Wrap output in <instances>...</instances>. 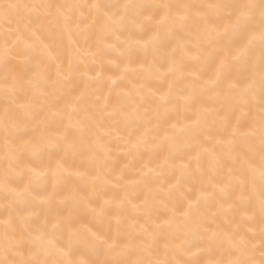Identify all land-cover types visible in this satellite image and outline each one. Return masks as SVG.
Segmentation results:
<instances>
[{"label":"bare ground","instance_id":"1","mask_svg":"<svg viewBox=\"0 0 264 264\" xmlns=\"http://www.w3.org/2000/svg\"><path fill=\"white\" fill-rule=\"evenodd\" d=\"M126 0H0V5L19 3L25 5H87L97 3L105 6L111 13L122 11L118 7ZM142 5L192 4L202 5L210 0H131ZM53 13L55 9L52 10ZM164 10L155 7L145 9V16H153L149 22L142 19L141 29L132 22H126L123 27L117 26L115 31L105 37V43L97 38V27L93 25L95 10L87 7L74 10L71 39L67 32L61 33L52 22V16H46L43 10L28 9L12 10L5 18L0 10V41L6 36L12 40L20 37V43L14 49L11 66L25 80L33 84L18 90L15 97L0 93V121L3 119L5 107L16 115L17 105L33 104L36 117L29 118L22 127L16 143L34 142L43 133L56 137L64 133L69 126V115L73 124L79 120L83 127L81 131L70 129L69 139L79 140L84 135L88 141L83 150L65 152L63 149H45L39 156L30 152L19 154L15 171L9 176V186L21 191L28 183L27 169H55L59 162L62 166L58 175L59 181L49 171L42 188L35 189L41 196L51 195L56 186L55 197L47 204L40 199L26 197L13 202L12 193L0 190V221L9 216L15 221L14 230L9 232L8 240L15 251L8 253V259L26 264L34 259L48 260L53 257L39 252L33 243L32 234L40 229H51L57 216H71L76 228H88L119 245L131 243L132 252L129 259H135L137 248L142 242L152 243L143 228L149 231L157 224H163L171 215L173 208H186L190 201L200 193L213 192V184L224 185L229 181L230 170L238 168L232 159L220 152L215 140L226 136L221 120L228 116L232 126L237 125L247 131L258 116L257 102L239 103L229 95V82L244 79L246 72L242 68L233 67L228 72L225 81L214 91H203L201 85L213 75L216 63L209 59V50L201 51L197 46L194 28L175 29L170 34L167 30L160 32V43L156 50L145 49L141 45L159 27L156 23ZM83 13V14H81ZM77 22L79 27H76ZM33 32L36 33L33 36ZM24 41L35 44V50L26 51ZM139 41V43H137ZM11 43V40H10ZM48 47L56 60L41 59L40 50ZM187 49V51H185ZM214 55H216L214 53ZM199 57V58H197ZM174 58L182 71L165 75L170 59ZM27 61V63H25ZM73 69L69 71V63ZM39 65V67H37ZM62 72L61 84L54 85L57 71ZM40 73L43 74L41 78ZM2 79V73H0ZM112 81L116 83L113 84ZM171 90L170 103L160 108L161 117L157 119V97ZM129 93L130 96L124 95ZM192 93L189 104L178 101L177 96ZM155 94V95H153ZM83 96V102L72 108L76 97ZM141 96L150 103H143L133 112L134 105L130 100L140 102ZM107 103L108 111L117 110V115L105 114L101 119L100 108ZM123 109L127 115L120 113ZM147 110V111H146ZM203 114L197 125V115ZM23 119V115H20ZM97 122L99 127H97ZM177 129H185L177 132ZM150 131L149 144L139 150L133 149L125 141L131 135H142ZM230 131V129H229ZM175 133L178 137L175 144H163L152 140V136L163 138L165 133ZM216 147L219 163L209 166V157L203 148ZM258 137L247 144L241 143L233 154L238 160H253L259 163ZM6 148L3 136L0 135V179L8 162L4 159ZM200 169L197 171V157ZM171 163L163 169L165 159ZM183 165H189L185 170ZM149 168L159 172H149ZM23 170L24 174H19ZM68 170L72 174L69 175ZM148 173V183L143 182L141 173ZM236 194L239 188H236ZM78 194L76 201L60 204L68 193ZM222 199L217 191V198L207 202L202 201L199 218L206 225L204 229L195 232L190 229L165 230L157 243L152 246V258L198 260L199 264H209V261L229 259L228 236L239 238L243 236L248 248L256 260H260L261 246L264 244V232L261 231V218L257 211L255 218L247 220L241 208H229L235 200V195L226 198L224 207H220ZM123 205L117 207L120 201ZM145 200L148 201L147 207ZM111 202L103 217L94 214L90 208H96ZM251 214V209H248ZM18 217H23L21 224ZM213 232L219 238L209 247V237ZM57 241L67 247L68 232L64 230L57 234ZM165 242L169 244L165 255ZM3 226L0 225V259L4 254ZM84 258L92 264H104L112 260V255L105 250H90L81 245H74ZM191 248L187 253L184 249Z\"/></svg>","mask_w":264,"mask_h":264},{"label":"snow or ice","instance_id":"2","mask_svg":"<svg viewBox=\"0 0 264 264\" xmlns=\"http://www.w3.org/2000/svg\"><path fill=\"white\" fill-rule=\"evenodd\" d=\"M87 7L89 10H95L93 17V25L97 27V38L101 43H105V37L115 31L117 26L123 27L126 22H132L143 29L144 25L142 19H147L151 22L153 16H145V9L157 8L163 9L164 12L159 20L156 21L159 26L156 31L144 40L141 45L146 50L151 48L158 49L160 43V32L167 30L171 34L173 30L179 28H194L197 46L201 51L209 50V59L216 63L215 70L200 86L203 91H214L222 82L233 67L242 68L246 75L244 79L229 82V95L239 103L247 104L249 102L258 103V116L253 124L244 131L237 125L232 126L228 116H224L221 120L223 131L227 133L226 136H221L215 140V145L220 147V152L232 159L233 165L239 164V167H233L230 170L229 181L224 185L213 184V192H201L195 200L190 201L186 208H173L171 215L167 217L163 224H157L155 229L149 231L148 228H143L144 233L149 236L152 243L142 242L137 248V255L135 259H129L132 252L131 243L126 245H119L117 241H110L103 235L93 232L88 228H76L71 216L59 217L52 223L51 229H40L37 233L32 234L34 245L39 252L47 256L53 257L51 264H92L91 261L84 258V254L79 252L74 245H81L90 250H105L112 255V260L105 261L104 264H199L198 260H180V259H160L159 257L152 258V246L157 243L159 237L163 235L164 231L177 229H190L195 232L200 229H206V225L199 218L201 202H207L210 199L217 198V191L222 199L219 200L220 207H224L226 198L235 195V200L228 205L229 208H241L244 211V217L247 220L255 218L257 211L261 218V231L264 232V0H210V2L202 5L192 4H159V5H142L126 0L125 3L118 7L122 11L111 13L105 9L104 5L92 3L87 5L72 4V5H54V4H33L25 5L19 3H7L0 5L5 18H8L12 10L19 11L20 9H28L30 11L43 10L46 16H52V22L56 25L61 33L67 32L69 39H71L72 23L74 10L83 9ZM53 9L55 12L53 13ZM83 14V13H81ZM76 27H79L77 22ZM36 33L33 32V36ZM11 40V43H10ZM20 37L14 40L10 36H6L0 41V93L6 97H15L18 90H23L26 86L33 84L32 80H25L20 76L16 68L11 66V60L14 58L13 52L17 44H19ZM139 43V41H137ZM26 51L35 50V44L31 41H24ZM187 51V49H185ZM214 53L216 55H214ZM41 59L55 61L56 55L46 46L40 50ZM199 58V57H197ZM27 63V61H25ZM39 67V65H37ZM73 65L69 63V71L71 72ZM182 71L181 66L174 58L170 59L165 75L175 76L176 73ZM41 78L43 74L40 73ZM63 74L57 71V80L54 85L61 84ZM115 84V81H112ZM130 96L129 93H124ZM155 95V94H153ZM171 90L168 93L157 97L158 103L156 105V117L160 119L162 106H167L170 103ZM178 101H183L189 104L192 100V93L188 95L177 96ZM83 102V96L76 97L73 105V112L77 110L76 106ZM146 97L141 96L140 102L130 100V104L134 105L132 111L135 112L143 103H150ZM18 113L13 115L8 107H5L3 119L0 121V135L3 136V142L6 148L4 159L8 162V167L4 170V175L0 179V190L12 193L13 202L21 201L26 197L32 199H40L41 203H49L56 195V186H53V193L51 195L41 196L39 191L35 189L42 188L48 172L50 171L53 177L58 181L62 179L58 175V171L62 166L58 162L55 169L37 170L32 167L27 169L28 183L21 191H17L9 186V176L15 171L16 164L19 160V154L23 152H30L33 156L41 155L45 149H63L65 152L83 150L88 141L81 135L77 141L75 138L69 139V130L75 129L81 131L83 124L77 120L74 124L69 115V126L64 133L56 137L46 136L43 133L37 141L25 142L17 144V139H20L19 133L29 118H35L37 113L33 109L31 101L17 105ZM101 119L107 114L108 116L117 115V110L108 111V105L105 103L100 108ZM147 111V110H146ZM120 113L127 115L123 109ZM23 115V119L20 115ZM202 119H207L202 113L197 115V125H200ZM97 127L99 123L97 122ZM177 129L175 124L172 125ZM230 129V131H229ZM185 129H177V132H184ZM149 130H146L142 135H136L135 139L130 135L126 143L130 144L133 149L139 150L141 147H147L149 144L148 136ZM258 137L259 142V163L253 160H238L233 154L237 150V146L241 143L247 144L250 140ZM159 143L155 147H162L163 144H175L177 142V135L175 133H165L163 138L152 136L153 141ZM204 152L208 154L209 166L214 168L219 163V154L214 146L212 149L203 148ZM171 163L169 158L165 159L164 164L160 165L163 169L167 164ZM189 165H183L182 169H187ZM69 175L72 173L68 170ZM197 171H201L199 156L197 157ZM149 172H155L154 169L149 168ZM24 174L23 170L19 173ZM159 175V172H155ZM143 182L148 183V173H141ZM236 188H239V193L236 194ZM78 194L75 192L68 193L59 202L65 204L68 201H76ZM111 202L105 201L103 205L90 210L97 216L103 217L106 214L107 206ZM124 201H120L117 207L122 206ZM147 207L148 201L145 200ZM248 209H251L249 214ZM21 224H24V218H17ZM15 221L9 216L7 220L0 221L3 226L4 236V254L5 258L0 259V264H19L14 260H9L8 253L15 251L10 244L8 237L9 232L14 230ZM67 230L68 244L67 247L61 246L57 241V234ZM219 238V234L213 232L209 239V247ZM229 242V259L209 261V264H264V244L261 246L260 260H256L252 255V251L248 248L247 242L243 236L235 238L228 236ZM165 255L169 249V244L165 242ZM185 252L190 253L191 248L184 249ZM26 264H49L48 260L41 261L34 259L26 262Z\"/></svg>","mask_w":264,"mask_h":264}]
</instances>
